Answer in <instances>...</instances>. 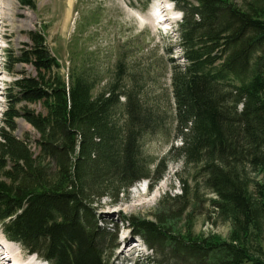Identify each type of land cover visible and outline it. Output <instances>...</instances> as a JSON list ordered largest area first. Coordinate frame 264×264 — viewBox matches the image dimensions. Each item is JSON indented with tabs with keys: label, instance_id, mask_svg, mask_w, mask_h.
I'll list each match as a JSON object with an SVG mask.
<instances>
[{
	"label": "trees",
	"instance_id": "obj_1",
	"mask_svg": "<svg viewBox=\"0 0 264 264\" xmlns=\"http://www.w3.org/2000/svg\"><path fill=\"white\" fill-rule=\"evenodd\" d=\"M172 1L183 15L178 37L187 64L172 76L180 144L171 153L195 166V185L215 195L209 204L231 229L223 238L169 225L166 216L188 212L196 197L186 184L166 194L155 219L130 220L152 264H264V0ZM30 41L5 62L8 72L20 62L35 73L18 75L5 91L0 228L48 264H114L117 229L101 224L100 201L118 202L144 178L153 188L168 161L143 171L138 127L148 116L131 94L115 83L94 97L95 75L66 79L44 32L32 31ZM18 118L36 131L34 140L14 133Z\"/></svg>",
	"mask_w": 264,
	"mask_h": 264
},
{
	"label": "rangeland",
	"instance_id": "obj_2",
	"mask_svg": "<svg viewBox=\"0 0 264 264\" xmlns=\"http://www.w3.org/2000/svg\"><path fill=\"white\" fill-rule=\"evenodd\" d=\"M181 21V11L172 0H32L29 5L0 0V127L6 88L18 75L35 73L31 64L20 62L13 73L8 72L6 59L20 55L31 42L30 33L42 30L66 79L71 72L95 75L94 97L116 83L120 91L138 101L143 115L148 116L144 127H138L143 171L153 174L161 159L168 161L166 172L153 188L144 178L133 183L128 195L121 194L118 202L107 196L100 201L97 214L101 224L111 232L117 229L114 264H152L154 254L135 233L130 219H155L166 194H181L183 184L194 188L196 197L188 212L173 219L166 216L169 225L176 229L188 226L195 234L212 232L223 238L231 229L209 204L208 199L215 195L203 185H195V166L183 165L171 153V146L180 144L172 76L175 65L187 64L177 32ZM124 112V107L117 109L119 124ZM17 123L14 133L18 137L35 139L36 131L26 120L18 118ZM259 179L264 181V174ZM158 187L160 196L154 198ZM135 190H139L137 195ZM9 245L22 251L24 260L32 255L19 243ZM32 257L37 258V264H48L36 254Z\"/></svg>",
	"mask_w": 264,
	"mask_h": 264
},
{
	"label": "bare ground",
	"instance_id": "obj_3",
	"mask_svg": "<svg viewBox=\"0 0 264 264\" xmlns=\"http://www.w3.org/2000/svg\"><path fill=\"white\" fill-rule=\"evenodd\" d=\"M160 189L161 188H159V187L157 188V190L154 193V198L160 196V192H159ZM138 192H139V190H135L136 195ZM9 243H12V242L6 238H5V240L0 241V247H3L4 250H6V251L0 250V264H37L36 263L37 258L32 257L33 255H31V257L29 258V256H30L29 255L27 260H24L25 254L23 255L21 253L22 251L17 252V250L13 246L9 245Z\"/></svg>",
	"mask_w": 264,
	"mask_h": 264
}]
</instances>
